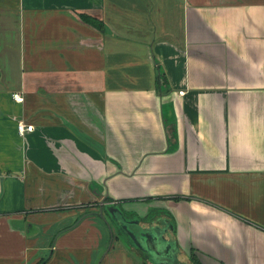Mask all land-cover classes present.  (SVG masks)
Segmentation results:
<instances>
[{
    "label": "crops",
    "instance_id": "crops-1",
    "mask_svg": "<svg viewBox=\"0 0 264 264\" xmlns=\"http://www.w3.org/2000/svg\"><path fill=\"white\" fill-rule=\"evenodd\" d=\"M102 204L264 264V0H0V264H152Z\"/></svg>",
    "mask_w": 264,
    "mask_h": 264
},
{
    "label": "water",
    "instance_id": "water-1",
    "mask_svg": "<svg viewBox=\"0 0 264 264\" xmlns=\"http://www.w3.org/2000/svg\"><path fill=\"white\" fill-rule=\"evenodd\" d=\"M102 205L99 217L104 219L106 215L109 218L108 220L105 218L106 221L110 222L118 230L122 238L124 234H127L141 260L145 262L148 260L152 264H182L176 255H170L162 249L165 244L166 248H168L167 241L163 236L165 229H161L158 226L142 227L139 225L138 220L134 221L125 218L116 205ZM164 251L167 257L163 256Z\"/></svg>",
    "mask_w": 264,
    "mask_h": 264
},
{
    "label": "built area",
    "instance_id": "built-area-1",
    "mask_svg": "<svg viewBox=\"0 0 264 264\" xmlns=\"http://www.w3.org/2000/svg\"><path fill=\"white\" fill-rule=\"evenodd\" d=\"M180 94H182V92H180ZM13 100L15 102H22L23 101V98L21 95L19 94H13ZM17 130H18V133L20 135H23L25 132H31L33 130V127L32 126H25L22 122H19L18 125H17Z\"/></svg>",
    "mask_w": 264,
    "mask_h": 264
},
{
    "label": "trees",
    "instance_id": "trees-1",
    "mask_svg": "<svg viewBox=\"0 0 264 264\" xmlns=\"http://www.w3.org/2000/svg\"><path fill=\"white\" fill-rule=\"evenodd\" d=\"M86 23H88V24H90V25H92V26H94L95 28H98V29H100L101 28V24L100 23H97L96 21H94V20H84ZM192 259V261H193V263L194 264H197V262L193 259V258H191Z\"/></svg>",
    "mask_w": 264,
    "mask_h": 264
},
{
    "label": "flooded vegetation",
    "instance_id": "flooded-vegetation-1",
    "mask_svg": "<svg viewBox=\"0 0 264 264\" xmlns=\"http://www.w3.org/2000/svg\"><path fill=\"white\" fill-rule=\"evenodd\" d=\"M153 218L151 217V218H149V220H148V222L151 224V220H152Z\"/></svg>",
    "mask_w": 264,
    "mask_h": 264
}]
</instances>
